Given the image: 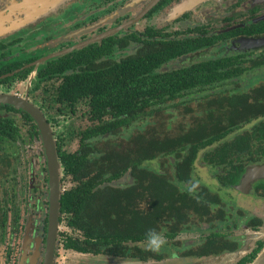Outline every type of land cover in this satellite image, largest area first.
Instances as JSON below:
<instances>
[{
  "label": "trees",
  "instance_id": "trees-1",
  "mask_svg": "<svg viewBox=\"0 0 264 264\" xmlns=\"http://www.w3.org/2000/svg\"><path fill=\"white\" fill-rule=\"evenodd\" d=\"M236 34H264V20L230 31V36ZM130 39L140 48L117 62L98 60L115 42L100 38L41 62L34 71L33 83L43 82V87L31 105L49 127L58 165L57 224L64 231L57 230L53 260L59 247L64 254L141 263L165 259L158 249L140 247L150 229L178 246L174 239L191 226L211 227L229 219L220 195L192 178L195 162L218 169L214 180L222 189L237 186L247 167L264 162V81L246 90L227 87L246 72L264 68V50L236 51L164 70L171 61L211 46L212 40L193 29L170 35L145 27L137 37L124 35L118 49ZM32 61L8 63L0 75L11 74L0 82L26 79L30 67L12 72ZM23 117L30 120L26 112ZM74 118L85 124L68 123L59 130L60 120ZM1 120L0 152L16 139ZM242 126L247 128L225 139ZM73 140L74 150L63 148ZM8 158L0 154V159ZM153 160L157 170L142 167ZM124 175L126 184L114 183ZM12 212L16 224L18 215ZM0 216L3 223L4 210ZM254 245L234 264L250 263L262 252L263 243ZM236 248L234 241L212 232L177 256L202 258Z\"/></svg>",
  "mask_w": 264,
  "mask_h": 264
},
{
  "label": "rangeland",
  "instance_id": "rangeland-1",
  "mask_svg": "<svg viewBox=\"0 0 264 264\" xmlns=\"http://www.w3.org/2000/svg\"><path fill=\"white\" fill-rule=\"evenodd\" d=\"M9 0L3 2L7 4L5 7V15L9 17L2 20L3 35L0 36L2 44H8L9 52L15 54L22 48L28 46L27 49H22L17 55L22 59H38L42 55L49 54L58 46L59 35L68 34L71 36L72 27L82 28L87 24L90 16L95 17L99 15L98 8L99 0H91L90 9H86L84 1L78 0L76 4L66 6L70 0ZM20 3V5H18ZM84 5V6H83ZM21 6V7H19ZM66 6V8H64ZM9 8V11L6 10ZM37 10L34 17L27 21H23L28 13ZM89 11V14L87 13ZM188 12L192 17V22L195 25L205 23L200 21L197 16V10L191 7L188 0H180V2L171 7L167 12L161 14L151 22L155 24H166ZM213 18L211 22L217 21L215 14L208 15ZM22 20L21 22H18ZM192 22H181L175 24L173 29H183L185 25ZM208 23V22H207ZM75 25V26H74ZM193 26L189 25L188 27ZM4 27V28H3ZM83 29V28H82ZM141 29V25L137 26ZM53 35H58L52 37ZM99 36V34L97 35ZM95 36V37H97ZM44 37H52L51 40H44ZM35 43V44H34ZM135 45H129L122 57L131 54L135 51ZM214 53L209 52L208 57L213 56ZM201 53L194 54L185 59H180L178 64H171L167 66L169 69L173 66L188 65L199 61L198 57ZM264 81V68L258 70H250L245 75L236 79L228 89L232 90H246L251 85H257ZM41 83H37L34 90L38 91L34 96L38 97ZM28 82H19L13 86L10 91L17 94L21 99H29L26 90ZM77 115L81 109L77 106ZM16 121L14 128L16 129V141L5 145V152L7 155L15 160L13 166L6 167L0 161V215L4 210L6 213L5 220L0 222V264H40L43 252V244L45 237V229H43V220L47 213V183H46V164L43 149L41 147V136L39 134L36 123L33 119L23 122L17 116H14ZM71 123L72 126L84 125L83 120L74 118L69 122L59 121V130L62 126ZM247 126H242L239 129L228 134L225 139L231 138L241 130L246 129ZM76 147L73 140L69 145L63 146L67 151H72ZM202 151H198V156ZM156 160L142 163V167L149 170H157ZM218 169L201 167L197 162L192 166V178L200 185L205 186L211 191L217 192L221 200L224 202V207L227 208L229 219L225 224L215 225L211 227L200 228V226H191L189 230L179 233L175 240L179 242L180 248L174 250L172 246L168 245L165 240L158 250L165 253L169 258L160 261H147L140 263L127 259L106 257L102 255H79L71 252L63 253L59 247L56 251V257L53 264H229L236 261L242 256L252 245L256 238L264 239V198L255 199L251 194H246L239 190L222 189L217 186L214 176L218 173ZM128 182L127 175H124L116 184H126ZM15 208V209H14ZM12 211H16L18 220L16 224L12 221ZM240 211L238 217L236 212ZM245 214H251L259 217L262 220V226L252 232L245 229L247 219ZM1 218V216H0ZM2 220V219H1ZM64 231V228L59 227L58 231ZM212 232H218L236 243H242L237 252L230 254H223L219 256H210L207 258L193 259V258H177L176 252L184 246L196 244L206 235ZM140 247H148L147 243H141Z\"/></svg>",
  "mask_w": 264,
  "mask_h": 264
},
{
  "label": "flooded vegetation",
  "instance_id": "flooded-vegetation-1",
  "mask_svg": "<svg viewBox=\"0 0 264 264\" xmlns=\"http://www.w3.org/2000/svg\"><path fill=\"white\" fill-rule=\"evenodd\" d=\"M6 1L7 0H0V9H5L7 4H4L3 2H6ZM83 1H84V5H85V6L84 5L83 6L86 9H90L91 8L90 5L92 4L91 0H82V2ZM77 2H78V0H70L66 6H70L71 4H76ZM150 2H152V0H99L98 8L96 9L97 11L99 10L98 16L97 15L95 17L90 16L87 24L84 25V27H82L83 29L82 28L77 29L76 27H74V28L72 27L71 29H73L74 32H72V34L70 33L71 36H68V34L59 35L58 46H57V48L54 49V51L50 52L49 54L42 55L36 60L30 58V60H33L32 62L26 63L22 67H20V69L13 71L12 73L17 72V71H21V70L29 68V67L31 68L29 75L24 80L15 81L13 83L0 82V96L6 95V96L17 97V94L14 92H11L10 89L13 86H15L16 84H18L19 82H28L29 85H28V88L26 90V93L30 98L27 100L26 99H22V100H26L28 103L31 104V102H33V100L36 99L34 94L36 92H38V91L34 90V88L36 86V83H33V81L35 80V79H33L34 74H35L34 71L37 69L36 67L38 66V64L41 63L40 62V63L35 65V62L38 61L39 59L49 57L50 55H56L59 52H61L62 50L70 49V48L74 47L75 45H77L78 43H82L84 41L91 40V39L95 38V36H97L98 34L99 35H105L102 38L105 41L108 40L109 43L112 40L115 41L114 43L111 44L110 49L108 50V53H106V49L103 47V51L106 53V58L101 56L98 60L108 59V60H111L114 62H117L126 56L134 54V52L140 48L139 44L131 42V39H130V40H127L128 44L124 49H118V46L121 45V43H122L121 40H122L123 36L125 35L127 37L129 35H132V37L133 36L137 37L138 32H140L145 27L150 28L152 31L153 30H161L162 33H168L170 35L176 31H185L186 29H193L194 33L195 34L198 33L199 37H205L208 41L212 40L211 46L203 47V49L189 55V56H192L194 54L201 53L202 55L198 57L199 61L200 60H206L209 58L229 56L231 52H236V51L253 52L254 54H257L258 52H261L264 50V46H261L258 48H245V47H241V45L237 42L238 40L243 39V38L244 39L263 38L264 34H258V35L236 34V35L230 36L231 30H234V29L246 26V25H250L251 23H256L258 21L264 20V0H204L198 4L191 5V7L194 10L195 9L197 10V13H198L197 16L199 17L200 21H204L206 19V21H204L205 23H200L199 25H195L194 22H192V20H191L192 17L190 16V13H188V12L181 14L180 16L176 17L175 19H173L172 21H170L169 23H166V24L159 25V24L152 23L151 21L153 19H155L158 16H160L161 14L167 12L171 7H173L174 5H176L180 2V0H157L156 3L150 9H148L139 20L130 24L129 26H127L124 29H121L119 31H115L113 33H109L110 30H113V29L119 27L120 25H122L123 23H125V22L133 19L134 17H136L139 13H141L145 9V7ZM66 6H64V8H66ZM87 13L89 14V11ZM212 14H215V16H217V21L211 22V20L213 18L208 17V15H212ZM181 22H184V23L192 22L189 25H193V26L188 27L189 25H185L183 27V29H180V30L173 29V26L175 24H179ZM139 24L141 25L140 30L137 29V26H139ZM55 36H58V35H53L52 37H55ZM52 37H44L43 42H44V40H47V42L53 41V40H51ZM90 43H92V42H90ZM90 43H88V44H90ZM9 44L10 43L2 44L0 42V45L6 46L5 48L0 49V70L3 69L5 66H7V64L10 62H13V61H21L22 62V61H24V63H25L26 60L29 59V58L28 59H25V58L22 59V58H19L17 56L19 54V52H21L22 49H27L28 46L25 48H22L19 52L15 53V54H11V52H9V46H10ZM108 44H106V45H108ZM129 45H135L136 46L135 51L131 54H128V55H125L124 57H122V52H124ZM75 49H77V48H75ZM75 49H73V50H75ZM73 50H71V51H73ZM68 52H70V51H68ZM209 52L214 53L213 56L208 57ZM57 56H59V55H57ZM189 56H183V57L178 58L174 61H171L168 65L164 66L162 69L172 70V69H177L181 66H184V67L188 66L189 64L188 65H178V66L176 65V66L170 67L169 69H166L167 66H170L171 64H178L180 59L182 60V59H185ZM51 58H48L44 61H47ZM10 74L11 73L1 74L0 80L8 77ZM42 83L40 85H43ZM40 90L41 89H39V91ZM17 98H19V97H17ZM19 99H21V98H19ZM23 112H24L23 110L16 108L13 105L0 102V119H2L1 121H7L8 122V125H10V127L14 130L15 136H17V134H16V129L14 128V123L16 121V118L14 116H17L23 122L29 121L23 117V115L25 113V112L24 113ZM10 120H11V123H10ZM15 141H16V139H15ZM14 142H7V143H5V145L8 143H14ZM3 153L7 155V153L5 152V146L3 148V151L0 152V154L3 155ZM14 160H15L14 157H12V158L9 157L8 159H0V161H2L4 164H7L6 162H9L11 166H13L12 163ZM263 163H261V164H263ZM261 164H257V165H261ZM253 166H255V165H253ZM239 182H240V180H239ZM260 187L264 188V178H259L255 181L251 182L249 189L247 190V192L244 195L251 194V197H254L257 200L263 199L264 193H261V191L259 192ZM229 189L236 190L235 187L229 188ZM263 191H264V189H263ZM237 212H239L241 214L240 211H237ZM237 212H236V215L238 217H240L237 214ZM245 215H246L245 219L248 218L246 221V224L244 225L245 229H249L252 232H256V230L262 226V220L259 217H256V216L251 215V214H245ZM45 219H46V217H45ZM255 220H259L260 225L254 226L253 223H255V222H252V221H255ZM199 226H200V228L210 227V226H206L204 224H200ZM44 229H45V225H44ZM215 233H218V232H215ZM206 237H207V235L204 238H206ZM204 238L199 240L198 242H196V244L204 241ZM225 239H227L228 241L231 240L229 237H226V236H225ZM174 241H176V240L174 239ZM231 241H233V240H231ZM257 241H260L264 245V239L256 238L253 241L251 247L242 256H240L238 259H241L242 257H244V255L250 253L251 250L253 249V247L255 246L254 244ZM178 244H179V242H178ZM196 244H193V245H196ZM241 244L242 243H240V242L236 243L237 248L233 252H226L225 251V252H222L218 255H213V256H219V255H223V254H230V253L237 252L240 249V247L242 246ZM193 245L190 244L188 246H184L182 249H180L179 251L176 252V257L177 258L201 259V258H196V257H180V256L178 257L177 256L179 253H181L182 251H186L188 248H190ZM172 248L174 250H177L180 248V245L172 246ZM263 250H264V248H263ZM54 251H55V249H54ZM259 254H257L255 256V258L250 263H247V264L254 263L255 259L257 258V256ZM79 255H82V254H79ZM85 255H90V254H85ZM91 256H93V255H91ZM170 256H172V255L169 254L167 257L169 258ZM202 258H207V257H202ZM162 260H164V259H162ZM236 261L229 263V264H234Z\"/></svg>",
  "mask_w": 264,
  "mask_h": 264
},
{
  "label": "water",
  "instance_id": "water-1",
  "mask_svg": "<svg viewBox=\"0 0 264 264\" xmlns=\"http://www.w3.org/2000/svg\"><path fill=\"white\" fill-rule=\"evenodd\" d=\"M12 1L16 2L15 0H12ZM156 1L157 0H152V2H150L145 7V9L141 13H139L136 17L123 23L119 27L113 30H110L109 33H113L115 31L124 29L130 24L139 20L143 16V14L156 3ZM188 1L190 2L191 5H195L204 0H188ZM8 3L10 4L11 0H9ZM18 5H20V3H18ZM6 10L9 11V8H6ZM36 13H37V10L31 13H28L25 17H23L22 20L27 21L31 19L32 17H34ZM4 18H7V20L9 19V17L5 15V10L0 9V28L3 25L2 20ZM22 20L19 21L18 19V22H21ZM3 32H4L3 29H0V36L3 35ZM104 36L105 35H99L91 40L78 43L77 45H75L74 47L70 49L62 50L56 55H50L49 57L39 59L38 61L35 62V65L53 56L56 57L57 55L64 54L75 48H79L84 45H87L88 43L93 42L94 40H98ZM237 42L241 45V47L258 48V47L264 46V37L258 38V39H244L243 38V39L238 40ZM0 102L13 105L16 108H19L23 110L24 112H26L30 116V118L33 119L34 122L36 123L39 134L41 136V147L43 149V154L45 156V164H46L47 213H46V219H45V237H44V244H43V252H42L40 264H53V253L55 249V242H56L57 230H58V224H57L58 197L60 194V190L58 187V165L56 161V154L54 151V145H53L51 133H50L47 123L45 122L44 118L42 117L38 109H36L26 100H22L14 96L1 95ZM259 178H264V163L261 165L247 167L245 170V173L242 175L240 179L239 184L235 186V189L246 193L247 190L249 189L251 182ZM252 264H264V250L257 256L254 263Z\"/></svg>",
  "mask_w": 264,
  "mask_h": 264
},
{
  "label": "clouds",
  "instance_id": "clouds-1",
  "mask_svg": "<svg viewBox=\"0 0 264 264\" xmlns=\"http://www.w3.org/2000/svg\"><path fill=\"white\" fill-rule=\"evenodd\" d=\"M147 245L150 250H157L163 243H165L162 234L158 233L156 229H150L147 234Z\"/></svg>",
  "mask_w": 264,
  "mask_h": 264
}]
</instances>
